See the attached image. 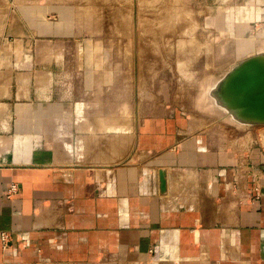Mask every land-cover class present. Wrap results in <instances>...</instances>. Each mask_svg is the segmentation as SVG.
I'll return each instance as SVG.
<instances>
[{
    "label": "crops",
    "instance_id": "crops-1",
    "mask_svg": "<svg viewBox=\"0 0 264 264\" xmlns=\"http://www.w3.org/2000/svg\"><path fill=\"white\" fill-rule=\"evenodd\" d=\"M47 4L40 63L0 35V264H264V144L211 146L156 91L147 105L145 71L68 47L93 13ZM245 7L264 21V0Z\"/></svg>",
    "mask_w": 264,
    "mask_h": 264
},
{
    "label": "rangeland",
    "instance_id": "rangeland-1",
    "mask_svg": "<svg viewBox=\"0 0 264 264\" xmlns=\"http://www.w3.org/2000/svg\"><path fill=\"white\" fill-rule=\"evenodd\" d=\"M54 1L75 3L85 15L93 13L92 21L81 25L82 40L68 47L91 48L101 63H114L123 56L134 75L145 71L147 105L156 91L166 111L172 116L183 113L193 133L208 137L211 146L242 152L252 143L264 144V124L241 126L235 118L198 104L204 78L221 77L241 62L264 54V21L252 22L256 16L245 7L249 0H17L18 16L11 23L0 8V35L16 40L29 37V52L38 63L45 39L42 4ZM26 11L29 24L22 17ZM16 46L21 45H12ZM78 57L68 55L65 60L70 58L71 63ZM137 96L135 90L136 100ZM161 175L163 192L165 174Z\"/></svg>",
    "mask_w": 264,
    "mask_h": 264
},
{
    "label": "water",
    "instance_id": "water-1",
    "mask_svg": "<svg viewBox=\"0 0 264 264\" xmlns=\"http://www.w3.org/2000/svg\"><path fill=\"white\" fill-rule=\"evenodd\" d=\"M220 92L222 102L237 120L264 124V55L257 54L235 66L221 83ZM160 179L163 183L162 175Z\"/></svg>",
    "mask_w": 264,
    "mask_h": 264
},
{
    "label": "bare ground",
    "instance_id": "bare-ground-1",
    "mask_svg": "<svg viewBox=\"0 0 264 264\" xmlns=\"http://www.w3.org/2000/svg\"><path fill=\"white\" fill-rule=\"evenodd\" d=\"M185 17H187V19H189V16H185ZM262 55H264V54H262ZM231 71H228L227 73H225L221 77H212V76H210V77L204 78L202 83H201V86H202L203 90H202V93H201L200 97L198 98V104L203 109L214 111V112H217L219 114H224L228 118H231L232 120H234L236 115L222 102V100H221V92H220L221 83L226 79L227 75ZM229 112H230V114H229ZM237 123H239L241 126L247 125L246 123L241 122L239 120H237ZM245 136L247 137V134ZM246 142L247 141H245V143Z\"/></svg>",
    "mask_w": 264,
    "mask_h": 264
},
{
    "label": "built area",
    "instance_id": "built-area-1",
    "mask_svg": "<svg viewBox=\"0 0 264 264\" xmlns=\"http://www.w3.org/2000/svg\"><path fill=\"white\" fill-rule=\"evenodd\" d=\"M17 191H18V186L15 183H11L9 184V186L5 191V197L7 199H11L13 195L17 193ZM0 243L2 249H7L10 247L11 239H10V235L6 231L0 232Z\"/></svg>",
    "mask_w": 264,
    "mask_h": 264
}]
</instances>
